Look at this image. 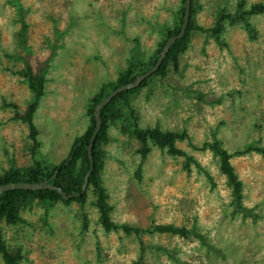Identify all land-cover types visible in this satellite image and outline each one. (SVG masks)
Instances as JSON below:
<instances>
[{
	"label": "rangeland",
	"instance_id": "rangeland-1",
	"mask_svg": "<svg viewBox=\"0 0 264 264\" xmlns=\"http://www.w3.org/2000/svg\"><path fill=\"white\" fill-rule=\"evenodd\" d=\"M27 8V47L19 45L16 7L0 0V174L32 162L28 126L13 119L14 103L23 111L32 92L20 74L18 56L34 64L55 55L47 73L45 94L34 113L39 152L50 163L69 153L75 138L89 124L86 109L100 86L115 80L133 57L155 50L161 31L173 25L181 0H18ZM238 0H195L196 21L213 26L220 9L234 13ZM264 0H247V7ZM255 37L242 24H226L223 43L208 33L193 31L180 56L179 72L155 78L133 97L141 127L187 130L201 145L213 134L231 152L246 143L264 142V14L250 18ZM137 140L112 127L106 146L104 185L118 223L148 227L171 223L206 236L144 235L141 253L137 238L106 232L99 223L95 196L87 202L49 208L35 204L22 212L24 223H2L7 245L19 248V264H264V157L234 156L232 163L244 182V204L256 217L235 214L231 190L209 150L178 146L201 164L190 172L185 157H174L152 146L141 179ZM205 169V170H204ZM209 177L207 176V174ZM83 213L88 227L83 229ZM168 249L173 258L164 250ZM0 264H5L0 259Z\"/></svg>",
	"mask_w": 264,
	"mask_h": 264
},
{
	"label": "trees",
	"instance_id": "trees-1",
	"mask_svg": "<svg viewBox=\"0 0 264 264\" xmlns=\"http://www.w3.org/2000/svg\"><path fill=\"white\" fill-rule=\"evenodd\" d=\"M9 5L16 7V21L20 24L17 32L19 45L22 48L27 47V37L29 32V23L26 19L27 8L18 0H8ZM186 0H181V6L174 11L173 25L166 26L161 31L163 37L157 44L155 50L146 59L133 57L129 60L127 68L120 72L115 80L103 83L100 88L93 94L90 103L87 106L86 114L89 117V124L84 132L77 136L71 146L68 155L59 163H50L39 152L40 141L38 138V129L33 121L40 100L45 94V85L47 73L50 69L55 51L44 60L37 63L31 62L27 57L18 56L24 64L22 69L15 71L20 74L29 89L32 92V98L27 103L23 111L12 103L14 109L13 119L18 120L28 126L29 138L31 141L30 152L32 162L28 166H12L0 174V186L16 181L41 182L51 179V183L62 188L68 198H64L57 190L41 189L27 190L15 189L5 192L0 198V259L5 264H19L25 256L19 248L10 249L7 245L3 231L2 223L7 225H18L26 220L22 216V212L26 209L33 208L35 204H41L45 207V216H48L49 208L61 202L65 205L78 203L81 207L87 202L89 191L95 196L94 205L99 213V223L106 232L123 233L126 236H135L138 240L141 253L144 254L147 245L143 239L144 235H174L183 238H197L202 244H206V236L200 232L197 225L192 228L184 225L165 224L152 222L148 227L130 225L127 223H118L112 219V205L109 201V194L104 185L103 172L105 170V161L107 157L106 146L110 140V130L112 127L119 128L123 133L138 141L139 146L136 152L140 155V162L135 170V176L139 179L142 177L143 166L148 159V155L152 151V146H157L163 152L174 157H185L184 169L190 172L192 164L201 169V164L197 159L189 154L186 150L178 146L179 142L187 141L194 149L206 151L209 150L219 160L220 172L226 177V182L231 190V205L233 212L241 214L243 217H256L258 214L254 208H250L244 204V182L236 172V168L232 163L234 156H244L252 153L260 154L264 157V142L261 140L246 143L243 147L236 149L234 152L229 151L223 144V141L213 134L212 140H206L201 145L193 143L192 137L187 130H171L163 129L160 125L141 127L139 124V113L133 104V97L147 86L155 78H164L168 75L171 67L174 71L179 72L180 56L188 49L191 42L193 31L208 33L214 40L222 44V34L226 30V24H242L251 38H254L255 31L250 21L251 16L264 14V2H255L247 7V0H238L237 9L234 13L225 9L218 11L216 21L213 26L203 27L196 21L197 7L195 0H192L191 15L188 28L181 39L170 47L160 68L150 77L145 79L137 88L122 91L118 93L106 106L101 109L102 125L95 139L92 156L94 169L89 177V184L84 193H81L85 175L89 169L90 160L88 157V145L95 128L94 109L95 106L109 95L114 89L128 82L133 81L138 75L143 74L155 66L157 59L167 42L168 38L179 34L183 21ZM205 170V169H204ZM207 174V173H206ZM209 177V175L207 174ZM210 178V177H209ZM75 193H81L79 196ZM88 215L83 213V229L88 227ZM157 249L173 258V254L163 247L158 246ZM142 260V256L133 264H138Z\"/></svg>",
	"mask_w": 264,
	"mask_h": 264
},
{
	"label": "water",
	"instance_id": "water-1",
	"mask_svg": "<svg viewBox=\"0 0 264 264\" xmlns=\"http://www.w3.org/2000/svg\"><path fill=\"white\" fill-rule=\"evenodd\" d=\"M191 4H192V0H186L185 11H184V21H183L181 30L179 34L168 38L167 42L163 46V49L157 59L155 66L152 67L147 72L138 75L133 81L128 82L120 87H117L95 106L94 117H95L96 123H95V128L93 130V133L90 139V143L88 145V154H89L88 157L90 160V165H89V169L84 178V183L82 185L81 193H84L86 191L87 186L89 184V177L94 169L92 151H93L95 139L102 125L101 109L104 106H106L118 93L122 91L137 88L145 79L150 77L154 72H156L160 68L161 64L163 63L165 57L168 54L170 47L176 42V40L181 39L184 36L188 28L190 15H191ZM50 181L51 179L43 180L41 182L16 181V182L5 183L0 186V198L5 192L9 190H15V189H27V190L50 189V190H57L58 192L62 194L64 198H68L71 196V195H67L65 191L62 190V188L55 186ZM81 193H75V195L79 196Z\"/></svg>",
	"mask_w": 264,
	"mask_h": 264
}]
</instances>
